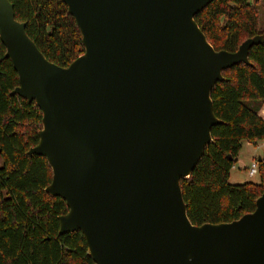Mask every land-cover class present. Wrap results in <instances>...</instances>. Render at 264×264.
I'll use <instances>...</instances> for the list:
<instances>
[{
  "label": "water",
  "instance_id": "water-1",
  "mask_svg": "<svg viewBox=\"0 0 264 264\" xmlns=\"http://www.w3.org/2000/svg\"><path fill=\"white\" fill-rule=\"evenodd\" d=\"M62 1L85 46L68 67L0 0L12 95L43 113L29 155L48 160L45 190L69 209L59 233L81 232L96 264H264V194L238 220L196 226L181 188L222 123L213 89L264 36L216 50L195 20L215 0Z\"/></svg>",
  "mask_w": 264,
  "mask_h": 264
},
{
  "label": "trees",
  "instance_id": "trees-1",
  "mask_svg": "<svg viewBox=\"0 0 264 264\" xmlns=\"http://www.w3.org/2000/svg\"><path fill=\"white\" fill-rule=\"evenodd\" d=\"M17 20L45 57L68 67L85 53L81 31L62 0H10ZM218 51L236 52L249 38L264 36L251 0H215L195 18ZM250 64L223 72L212 91L222 121L198 167L181 180L192 224L229 223L256 209L264 194V151L258 159V183H230L242 142L264 140V42L254 45ZM19 76L0 39V264H96L81 232L61 235L59 217L66 201L46 192L53 171L43 156L29 155L38 145L43 113L36 102L12 95ZM259 158H262L259 161Z\"/></svg>",
  "mask_w": 264,
  "mask_h": 264
},
{
  "label": "rangeland",
  "instance_id": "rangeland-1",
  "mask_svg": "<svg viewBox=\"0 0 264 264\" xmlns=\"http://www.w3.org/2000/svg\"><path fill=\"white\" fill-rule=\"evenodd\" d=\"M251 3L256 7L259 13L260 29L264 30V0H251ZM263 151L264 140L258 141L257 143L243 141L238 162L231 171L230 183L233 185L245 182L258 183L260 181V176H249L248 169L256 158L262 156Z\"/></svg>",
  "mask_w": 264,
  "mask_h": 264
},
{
  "label": "built area",
  "instance_id": "built-area-1",
  "mask_svg": "<svg viewBox=\"0 0 264 264\" xmlns=\"http://www.w3.org/2000/svg\"><path fill=\"white\" fill-rule=\"evenodd\" d=\"M259 116L264 120V104L259 111ZM249 176L258 175V159L256 158L248 169Z\"/></svg>",
  "mask_w": 264,
  "mask_h": 264
}]
</instances>
